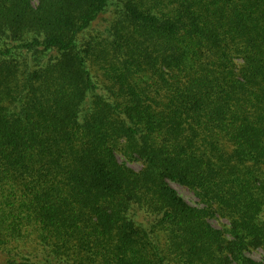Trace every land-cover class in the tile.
I'll list each match as a JSON object with an SVG mask.
<instances>
[{"label": "trees", "instance_id": "16d2710c", "mask_svg": "<svg viewBox=\"0 0 264 264\" xmlns=\"http://www.w3.org/2000/svg\"><path fill=\"white\" fill-rule=\"evenodd\" d=\"M251 249L264 0H0V264H264Z\"/></svg>", "mask_w": 264, "mask_h": 264}, {"label": "rangeland", "instance_id": "374dc122", "mask_svg": "<svg viewBox=\"0 0 264 264\" xmlns=\"http://www.w3.org/2000/svg\"><path fill=\"white\" fill-rule=\"evenodd\" d=\"M118 158L122 162L125 160L121 156H119ZM126 164L130 168H133L134 170H137V171H139L142 168V165L139 162H126ZM170 184H171V187L174 188L177 191V193L188 204H190L191 206L200 207L198 199L193 194V192H191L188 188L178 185L176 183H170ZM211 224L217 229H224V228L226 229V227H228V222L223 219H213L211 220ZM247 256L255 261L264 262V251H262L261 249H251L247 253Z\"/></svg>", "mask_w": 264, "mask_h": 264}]
</instances>
